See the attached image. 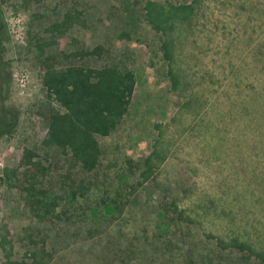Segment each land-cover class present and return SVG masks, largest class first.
Wrapping results in <instances>:
<instances>
[{"label":"rangeland","instance_id":"374dc122","mask_svg":"<svg viewBox=\"0 0 264 264\" xmlns=\"http://www.w3.org/2000/svg\"><path fill=\"white\" fill-rule=\"evenodd\" d=\"M61 1L66 0H0L2 59L10 77L2 85V103L17 112L14 127L0 137V264H28L34 245L56 238L63 220L57 217L61 203L52 197L68 192L66 178L77 172L66 157L71 156L47 142L49 116L63 110L42 84L40 61L50 53L56 68L69 60L83 62L77 55L84 50L80 47L101 42L95 38L101 31L92 36L76 19L74 30L65 27L63 11H38ZM168 1L190 7L169 12L171 30L156 31L139 15L129 39L113 32L104 53L112 59L124 50L127 57H117L132 70L134 85L124 117L109 134L95 135L103 173L125 172L129 180H141L140 174L148 172L126 216L135 234L120 242L134 239L142 246L147 240L160 264L168 263L164 258L182 239L175 234V223L181 221L170 214L163 220L170 223L169 232L154 233L160 221L155 208L176 207L188 236L205 255H215L209 244L217 239L264 249V0ZM164 9L169 10L167 5ZM21 14L28 18L23 27L9 22ZM258 51L263 57L256 59ZM71 53L74 60L63 59ZM26 150L33 156L31 164ZM36 163L44 180H37L35 188L46 191L47 204L55 205L54 214L45 218L34 210L41 196L31 199L30 207L21 189L26 185L21 174L35 170L31 165ZM98 248V242H78L46 261L61 257L89 264V254Z\"/></svg>","mask_w":264,"mask_h":264},{"label":"trees","instance_id":"16d2710c","mask_svg":"<svg viewBox=\"0 0 264 264\" xmlns=\"http://www.w3.org/2000/svg\"><path fill=\"white\" fill-rule=\"evenodd\" d=\"M41 0H25V3ZM50 4V5H48ZM46 4L47 8L39 6L38 11L48 14L53 11H63V25L75 29L76 22L90 34L101 31L100 37L94 46L79 50L77 55L82 57L83 62L69 60L61 67L51 65L44 55L42 63V84L48 95H54L57 103L63 111H55L49 116L47 130V142L60 147L67 158L74 161L76 173L67 179L69 191L53 195L54 203H61V210L57 214L63 222L58 226L54 240L43 241L42 245H34L31 262L28 264H47V257L61 255V251L73 244L83 241L98 242L99 248L96 253H90L89 264H160L158 257L153 256L151 248H147L149 242L144 241L142 246L136 245L134 239L122 245V238L126 235L134 236L126 222L128 207L142 181L147 178V171L129 180L127 174L103 173L102 152L99 149L95 135H107L112 131L127 112L129 100L133 91V73L117 55L127 57L124 50L115 56H104L110 48L109 37L114 33L129 39L132 29H137L139 15H143V21H147L156 31H166L173 28L170 13L184 12L190 8L184 4L173 6L168 0L164 3H154L150 0H66L61 4L52 2ZM41 5V4H40ZM168 6L169 10L164 7ZM41 8V10H40ZM49 8V9H48ZM55 10V11H54ZM170 12V13H169ZM39 22L36 24L38 25ZM52 28L56 25L51 24ZM70 25V26H69ZM105 32V33H104ZM138 32L135 30V33ZM3 30L0 26V137L8 133L15 125L17 112L3 105L4 90L2 85L9 82L6 63L2 59ZM95 39V40H96ZM94 40V41H95ZM256 59L263 57L259 52ZM71 53L63 59L76 55ZM47 57V58H46ZM57 57V56H56ZM116 59V60H115ZM259 61V60H258ZM259 106V102H256ZM248 109V107H244ZM26 153L30 151L26 150ZM26 155V163L31 164V156ZM25 164H22V167ZM29 170L21 174V186L24 192V201L31 207V199L41 196L39 207L35 208L37 215L45 218L54 214V206L47 204L45 198L49 195L46 191L37 192V180H44L42 168L38 163L32 164ZM29 173V174H28ZM33 199V200H34ZM51 200V201H52ZM50 201V202H51ZM59 206V207H60ZM161 207V206H160ZM156 214L160 221L153 231L158 234H166L170 230V223L163 221L170 214H176L181 222L175 223V234L182 235V239L176 241V251L171 252L164 261L175 259L173 264H264V249L257 250L250 243L238 239L230 241L218 240L209 244L211 253L205 255L198 247L199 243L189 235V227L181 220L180 213L160 210L156 207ZM48 221V220H47ZM51 226L46 232H51ZM131 233V234H130ZM217 246V247H216ZM154 254L157 248H154ZM179 250V255L176 256ZM145 255V256H143ZM54 257V256H53ZM12 264H24L13 262ZM52 264H81L65 258H53ZM165 264V263H163Z\"/></svg>","mask_w":264,"mask_h":264},{"label":"clouds","instance_id":"9594fccd","mask_svg":"<svg viewBox=\"0 0 264 264\" xmlns=\"http://www.w3.org/2000/svg\"><path fill=\"white\" fill-rule=\"evenodd\" d=\"M27 16L21 14L18 18H16L15 20L9 21L12 24H16V25H21L22 27L25 25L26 21H27Z\"/></svg>","mask_w":264,"mask_h":264}]
</instances>
